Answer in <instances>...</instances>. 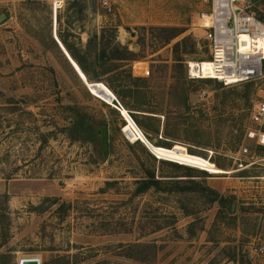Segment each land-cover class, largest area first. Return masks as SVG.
<instances>
[{
	"label": "rangeland",
	"instance_id": "obj_1",
	"mask_svg": "<svg viewBox=\"0 0 264 264\" xmlns=\"http://www.w3.org/2000/svg\"><path fill=\"white\" fill-rule=\"evenodd\" d=\"M56 2L59 41L84 46L88 35L116 29L133 58L125 66L130 80L113 78L124 94L116 98L150 144H178L233 172L176 168L131 143L120 113L89 93L55 41ZM210 6V0H0V264L26 258L63 264L60 257L69 264H256L250 247L264 240V146L247 133L260 82L225 87L189 80L185 72L186 62L208 59L200 14ZM171 27L184 32L161 43L162 28ZM176 43L188 52L182 67L174 62ZM137 62L149 77L133 74ZM79 120L86 128L74 137ZM147 171L168 183L191 180L194 189L134 196ZM203 188L225 198L224 205L210 202ZM134 244H155V257L130 258L138 256L129 250Z\"/></svg>",
	"mask_w": 264,
	"mask_h": 264
},
{
	"label": "built area",
	"instance_id": "obj_2",
	"mask_svg": "<svg viewBox=\"0 0 264 264\" xmlns=\"http://www.w3.org/2000/svg\"><path fill=\"white\" fill-rule=\"evenodd\" d=\"M210 5L208 14H200L207 25L202 27L208 59L186 62V77L215 81L225 87L259 81L249 111L253 129L247 135L264 146V0H210ZM250 253L264 262V240L253 242Z\"/></svg>",
	"mask_w": 264,
	"mask_h": 264
},
{
	"label": "trees",
	"instance_id": "obj_3",
	"mask_svg": "<svg viewBox=\"0 0 264 264\" xmlns=\"http://www.w3.org/2000/svg\"><path fill=\"white\" fill-rule=\"evenodd\" d=\"M165 33L164 36L160 37V42L168 44L171 40L175 39L179 35H181L184 30L181 28H162ZM115 28L104 27L100 30V33H92L88 35V39L84 46L76 47L74 44H71L67 41L66 38L60 36V41L72 60L78 65L81 72L86 77V80L89 83H103L105 84L111 92L117 97H123L124 94L122 92H118L116 86H114L113 78L119 76L120 74H125V79L130 80V72L125 69L126 63L133 60L131 58L132 54L128 50L126 46H122L117 41ZM174 62L178 67H182V62L184 61V57L187 55L186 48L180 49V44L176 43L174 45ZM127 83V80H124ZM130 92V90H129ZM122 93V94H121ZM115 104V103H114ZM116 105V104H115ZM124 107L128 105L124 103ZM122 107V106H121ZM147 112V111H145ZM134 123L141 128H144L138 120L131 114L130 116ZM80 126H78L77 134H73L74 137L81 136L82 132L85 130L84 121L79 120ZM94 134L89 132L88 137H92ZM148 139V138H147ZM168 145V144H163ZM155 147H159L161 145H154ZM170 148V146H167ZM151 156V155H150ZM154 158L153 156H151ZM164 163H169L170 165L176 168L187 167L184 165H179L177 163L159 160ZM190 168V167H189ZM146 176L144 179L139 180L135 183L136 188L133 192L134 196H139L143 193H146L150 190H153L158 193H179L183 191H193L194 182L191 180L189 182H180L181 180H177L176 182H165L164 180H160L155 178L154 174L147 171L145 173ZM108 186L112 185L111 183H107ZM202 191H206L208 195L211 196L210 202H217L220 206H223L226 202V199L220 196L214 190L210 188H203ZM129 250L136 251V257L130 256V258L135 259L141 262H149L155 257L156 245L155 244H134L129 247ZM151 253V254H150ZM65 257H60L57 260L63 261V264H69L68 261H65ZM95 264H108L106 262H99Z\"/></svg>",
	"mask_w": 264,
	"mask_h": 264
},
{
	"label": "bare ground",
	"instance_id": "obj_4",
	"mask_svg": "<svg viewBox=\"0 0 264 264\" xmlns=\"http://www.w3.org/2000/svg\"><path fill=\"white\" fill-rule=\"evenodd\" d=\"M58 9V3H55L54 7V14H53V20H54V39L57 42L62 54L64 55L65 59L70 64L72 70L76 74V76L79 78V80L82 82V84H86V88L88 89L89 93L96 98L100 99L107 105H111L115 108H117L121 113L120 116L125 121V125L122 127V132L125 133L127 139L131 143L136 142H143L148 148L151 150V152L157 157L156 159H164L168 160L173 163L177 164H184L187 167H191L194 169H202L201 171H205L206 173L212 174V175H228L231 174L233 171L230 170H224L219 167H217L213 162H211L208 159H204L202 157L192 155L187 152V149L184 147L179 146L178 144L175 145L173 148H162V147H155L154 145L149 146L150 142L146 139L140 128L134 123L132 118L127 113V110H125L123 107L116 106L114 103L117 101L116 96L111 92V90L103 83H89L86 80V77L81 72L78 65L72 60L64 46L59 41L57 35H56V14ZM202 26H207L205 19H201ZM71 63H70V61ZM133 74L136 76H144L146 74H150V71L147 66H143V63H134L132 66ZM118 102V101H117ZM142 144V143H141ZM38 259V258H37Z\"/></svg>",
	"mask_w": 264,
	"mask_h": 264
},
{
	"label": "water",
	"instance_id": "obj_5",
	"mask_svg": "<svg viewBox=\"0 0 264 264\" xmlns=\"http://www.w3.org/2000/svg\"><path fill=\"white\" fill-rule=\"evenodd\" d=\"M1 18H4L3 15H0V21ZM60 46V45H59ZM70 61V60H69ZM71 63V61H70ZM86 86V84H85ZM118 105V103H117ZM119 113H121L117 108H115ZM100 139H101V146H102V151H103V156L107 155V142H106V128L102 127L100 130ZM142 145L145 147V149L155 158H157L152 152L151 150L148 148V146H146L143 142H141ZM149 146L152 145L149 144ZM162 159V158H161ZM18 264H41L40 259L37 258H26V259H21Z\"/></svg>",
	"mask_w": 264,
	"mask_h": 264
},
{
	"label": "crops",
	"instance_id": "obj_6",
	"mask_svg": "<svg viewBox=\"0 0 264 264\" xmlns=\"http://www.w3.org/2000/svg\"><path fill=\"white\" fill-rule=\"evenodd\" d=\"M256 259H257V261H255L254 263H256V264H264V262L261 261L260 259H258V258H256Z\"/></svg>",
	"mask_w": 264,
	"mask_h": 264
}]
</instances>
